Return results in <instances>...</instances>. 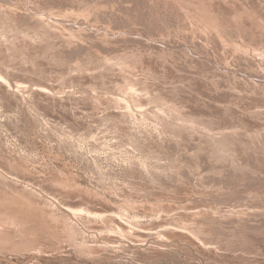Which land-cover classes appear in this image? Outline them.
Wrapping results in <instances>:
<instances>
[{
  "label": "rangeland",
  "instance_id": "rangeland-1",
  "mask_svg": "<svg viewBox=\"0 0 264 264\" xmlns=\"http://www.w3.org/2000/svg\"><path fill=\"white\" fill-rule=\"evenodd\" d=\"M0 264H264V0H0Z\"/></svg>",
  "mask_w": 264,
  "mask_h": 264
},
{
  "label": "bare ground",
  "instance_id": "bare-ground-1",
  "mask_svg": "<svg viewBox=\"0 0 264 264\" xmlns=\"http://www.w3.org/2000/svg\"><path fill=\"white\" fill-rule=\"evenodd\" d=\"M42 16V15H41ZM37 90H38V88H37ZM70 210V209H69ZM112 217H114V216H112ZM119 224V223H118ZM122 224V223H121Z\"/></svg>",
  "mask_w": 264,
  "mask_h": 264
}]
</instances>
